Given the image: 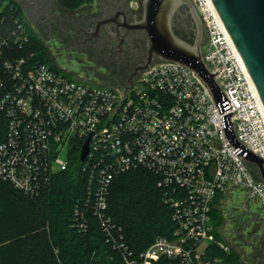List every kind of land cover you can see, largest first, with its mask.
I'll return each instance as SVG.
<instances>
[{
	"label": "built area",
	"instance_id": "2783aa9c",
	"mask_svg": "<svg viewBox=\"0 0 264 264\" xmlns=\"http://www.w3.org/2000/svg\"><path fill=\"white\" fill-rule=\"evenodd\" d=\"M192 1L208 31L204 60L220 72L216 79L231 100L236 136L264 158L261 101L211 1ZM26 23L0 0V129L6 131L0 182L38 196L78 160L86 197L83 208H75L77 226L88 232L96 221L121 264H228L222 254L232 248L216 234L215 201L244 189L264 214V183L231 147L201 79L162 62L122 87L70 78L58 65L35 62L29 48L35 32ZM137 170L158 178L175 226L140 253L130 250L109 215L114 180Z\"/></svg>",
	"mask_w": 264,
	"mask_h": 264
},
{
	"label": "trees",
	"instance_id": "16d2710c",
	"mask_svg": "<svg viewBox=\"0 0 264 264\" xmlns=\"http://www.w3.org/2000/svg\"><path fill=\"white\" fill-rule=\"evenodd\" d=\"M1 1L14 8L26 23L13 0ZM58 1L66 8L77 9L90 0ZM31 40L29 48L35 54V62L56 68L39 37L33 33ZM5 136L3 127L0 144ZM76 165L59 174L38 196L26 195L0 182V264H121L119 253L107 242L96 221L92 220L88 232H81L77 226L75 208L78 205L83 208L86 185L78 160ZM223 197H217L215 207ZM109 215L123 229L124 242L136 253L144 251L157 238L170 236L175 227L173 212L158 188V178L145 170L132 171L114 180ZM216 234L224 240L218 228ZM222 256L228 258V264H238L239 258L233 252Z\"/></svg>",
	"mask_w": 264,
	"mask_h": 264
},
{
	"label": "water",
	"instance_id": "95a60500",
	"mask_svg": "<svg viewBox=\"0 0 264 264\" xmlns=\"http://www.w3.org/2000/svg\"><path fill=\"white\" fill-rule=\"evenodd\" d=\"M210 1L264 108V0ZM143 9L141 20L131 28L147 35V59L132 78L138 75L139 70L145 72L158 62L175 63L192 71L204 83L222 114L223 131L231 147L240 159L257 168L264 183V158L238 140L231 100L216 79L220 72L213 73L204 60L205 27L193 1L144 0ZM180 9H185L194 23L196 37L191 20L186 22L188 27L185 31L181 29V38L175 33L174 20ZM88 144L83 148L81 161L88 155Z\"/></svg>",
	"mask_w": 264,
	"mask_h": 264
},
{
	"label": "flooded vegetation",
	"instance_id": "af4514ba",
	"mask_svg": "<svg viewBox=\"0 0 264 264\" xmlns=\"http://www.w3.org/2000/svg\"><path fill=\"white\" fill-rule=\"evenodd\" d=\"M13 1L36 36L61 42L68 56L89 58L95 65V71L117 63L128 82L146 63L147 35L131 28L142 18L144 0H90L77 9L66 8L58 0ZM190 20L185 9H180L174 20L177 36L181 38V29L185 31L188 27L186 22ZM191 26L195 27L192 20ZM140 73L139 70L138 75ZM254 223L260 227L258 246L261 251L264 246V216L261 214Z\"/></svg>",
	"mask_w": 264,
	"mask_h": 264
},
{
	"label": "rangeland",
	"instance_id": "374dc122",
	"mask_svg": "<svg viewBox=\"0 0 264 264\" xmlns=\"http://www.w3.org/2000/svg\"><path fill=\"white\" fill-rule=\"evenodd\" d=\"M204 27L203 50L208 43V31L205 25ZM42 38L39 37L41 43L47 48L52 62L62 67L70 78L102 83L110 87H122L133 81L131 79L127 82L128 79H124L122 67L117 63L113 66L106 65V67L95 71L93 68L95 65L89 61V58L73 54L68 56L65 46L61 42L45 36ZM64 156L63 153L61 158L64 159ZM213 212L215 214L212 216L213 224L225 239L223 241L231 246L232 252L239 258L238 264H264V246L261 247V251L258 246L261 231L259 225L254 223V220L259 219L261 214L264 216L260 201L250 200L244 189H233L222 198ZM216 214L219 215V218L216 217ZM222 259L225 263L228 262V258L223 257Z\"/></svg>",
	"mask_w": 264,
	"mask_h": 264
}]
</instances>
